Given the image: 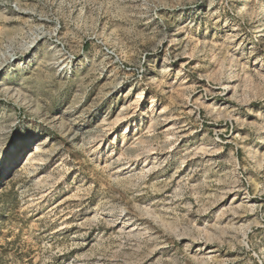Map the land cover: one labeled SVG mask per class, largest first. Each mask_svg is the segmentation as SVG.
<instances>
[{
    "label": "rangeland",
    "instance_id": "obj_1",
    "mask_svg": "<svg viewBox=\"0 0 264 264\" xmlns=\"http://www.w3.org/2000/svg\"><path fill=\"white\" fill-rule=\"evenodd\" d=\"M238 1L0 0V264H264V0Z\"/></svg>",
    "mask_w": 264,
    "mask_h": 264
},
{
    "label": "bare ground",
    "instance_id": "obj_2",
    "mask_svg": "<svg viewBox=\"0 0 264 264\" xmlns=\"http://www.w3.org/2000/svg\"><path fill=\"white\" fill-rule=\"evenodd\" d=\"M237 8H238L237 14H242V13L246 12L247 9L249 8L248 2L246 0H239L237 3ZM10 19H11V17L7 16L4 12H0V22L6 23ZM38 144H40V143H38ZM38 144H35L37 147L34 148L33 152L42 150L44 147H46L44 141L42 142V145H41L43 147L39 148ZM27 156H28L29 160L24 162L25 165L34 159L33 153H29ZM20 163H22V161Z\"/></svg>",
    "mask_w": 264,
    "mask_h": 264
}]
</instances>
